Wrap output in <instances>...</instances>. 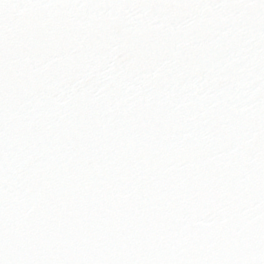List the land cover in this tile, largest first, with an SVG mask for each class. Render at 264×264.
I'll return each mask as SVG.
<instances>
[{
	"label": "snow or ice",
	"instance_id": "1",
	"mask_svg": "<svg viewBox=\"0 0 264 264\" xmlns=\"http://www.w3.org/2000/svg\"><path fill=\"white\" fill-rule=\"evenodd\" d=\"M0 264H264V0H0Z\"/></svg>",
	"mask_w": 264,
	"mask_h": 264
}]
</instances>
